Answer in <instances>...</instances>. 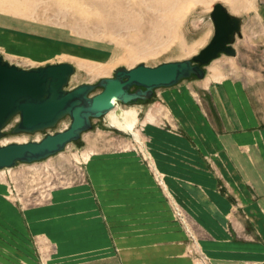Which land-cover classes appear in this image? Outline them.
Here are the masks:
<instances>
[{"label": "rangeland", "instance_id": "obj_1", "mask_svg": "<svg viewBox=\"0 0 264 264\" xmlns=\"http://www.w3.org/2000/svg\"><path fill=\"white\" fill-rule=\"evenodd\" d=\"M217 2L243 19L234 44L237 56L221 54L206 67L205 78L158 88L147 103H118L113 109L117 115L137 110L132 131L108 113L59 153L0 169V264L117 263L102 242L105 207L109 202L126 207L157 202L155 195L167 202L171 220L187 235L202 230L210 236L204 226L219 221L190 218L168 189L167 178L219 180V147L196 132L208 118L206 108L219 132L241 150L249 145L236 138L239 132L264 133V0H0V53L25 68L73 63L68 88L113 76L120 66L191 58L213 36L209 15ZM251 116L260 123L252 124ZM16 121L7 126L0 145L44 136L12 133ZM69 123L66 117L49 131ZM215 133L211 139L220 137ZM260 138L264 147V136ZM222 148L226 146L220 152ZM126 159L150 177L149 185L128 180L137 174L133 168L112 166L126 164ZM99 166L102 171L96 170ZM113 193L118 195L111 197ZM91 212L97 213L96 220ZM78 215L83 218H71ZM189 237L193 255L199 256L197 236ZM205 263L212 261L205 258Z\"/></svg>", "mask_w": 264, "mask_h": 264}, {"label": "crops", "instance_id": "obj_2", "mask_svg": "<svg viewBox=\"0 0 264 264\" xmlns=\"http://www.w3.org/2000/svg\"><path fill=\"white\" fill-rule=\"evenodd\" d=\"M216 107L219 114L217 104ZM209 110L204 109L208 118L202 122L204 127L196 132L207 142L208 139L216 141L214 146L219 147V180L178 181L169 175L166 181L190 218L215 220L219 224L204 226L210 236H204L202 230L200 234L190 231L200 244L198 256L192 253L190 235L171 220L168 204L159 196L155 195L157 202L147 200L128 207L109 202L105 207V221L101 218L104 226L101 231L103 244L110 246V252L117 259L114 264H206L205 258L211 260V264H264V147L259 144L264 133L259 130L239 132L242 134L236 138L242 145L247 139L249 145L241 150L223 130L219 132V124ZM251 122L260 123L255 116H251ZM225 124L223 121L222 125ZM215 132L220 137L211 139ZM221 145L226 146L222 152ZM129 160L126 159V164L112 166L133 168L137 174H132L128 180L149 185L150 177L140 175V166L128 163ZM96 170L102 171V166ZM95 172L97 178L98 172ZM153 188L157 191L155 186ZM114 195L118 194L113 193L111 197ZM91 213L96 220L97 213ZM71 218L80 219L83 215ZM88 233L91 237L90 228Z\"/></svg>", "mask_w": 264, "mask_h": 264}, {"label": "water", "instance_id": "obj_3", "mask_svg": "<svg viewBox=\"0 0 264 264\" xmlns=\"http://www.w3.org/2000/svg\"><path fill=\"white\" fill-rule=\"evenodd\" d=\"M209 17L213 36L191 58L154 66L144 62L134 67L120 66L113 76L74 88H68L76 69L71 62L25 68L0 53V138L6 136L5 130L13 120H17L11 129L14 134L44 133L41 139L0 145V169L57 154L70 142L78 141L93 128L94 119L105 116L118 103H147L158 88L192 77L204 78L206 67L221 54L236 56L234 43L241 34L242 17L221 2L213 5ZM66 117L70 118L67 127L49 131Z\"/></svg>", "mask_w": 264, "mask_h": 264}, {"label": "bare ground", "instance_id": "obj_4", "mask_svg": "<svg viewBox=\"0 0 264 264\" xmlns=\"http://www.w3.org/2000/svg\"><path fill=\"white\" fill-rule=\"evenodd\" d=\"M109 115L113 118L115 123L128 131H132L137 122V110L135 108H127L120 115H117L114 110H112L109 112Z\"/></svg>", "mask_w": 264, "mask_h": 264}]
</instances>
